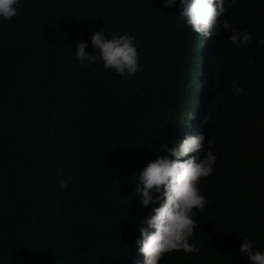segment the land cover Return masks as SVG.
Masks as SVG:
<instances>
[{"label":"trees","instance_id":"1","mask_svg":"<svg viewBox=\"0 0 264 264\" xmlns=\"http://www.w3.org/2000/svg\"><path fill=\"white\" fill-rule=\"evenodd\" d=\"M150 1L151 12L140 16L107 14L92 0H21L11 22L0 19V264H11L8 249L14 264H110L117 253L108 242L95 249L92 226L73 222L98 210L106 219L128 212L132 170L120 171L112 157L131 140L155 144L182 62L193 74V62L181 60L188 52L184 31L168 7ZM229 2L225 21L247 28L253 40L237 48L228 30L222 38L217 159L199 185L209 203L195 217L193 242L202 246L195 254H165V264H251L239 251L244 238L264 251V0ZM100 28L109 38L117 31L134 36L143 66L139 78L118 79L103 71L102 61L78 63L76 44L83 40L86 52L94 53L90 36ZM234 82L243 95L234 94ZM70 89L73 101L61 105ZM50 135L92 152L100 178L80 200L62 208L55 200L46 216L32 198L65 179L64 189H71L89 170L79 154L55 162L38 153ZM221 178L229 197L220 191Z\"/></svg>","mask_w":264,"mask_h":264},{"label":"clouds","instance_id":"2","mask_svg":"<svg viewBox=\"0 0 264 264\" xmlns=\"http://www.w3.org/2000/svg\"><path fill=\"white\" fill-rule=\"evenodd\" d=\"M225 3L226 0H160L157 5L168 7L167 14L174 16L184 31L183 42L188 52L181 60L193 62V74L186 73L187 66L182 62L171 86L170 111L155 144L149 146L131 140L112 157L120 171L132 170L131 180L125 188L128 212L116 219H106L98 210L73 222L77 226H92L96 233L95 249L106 242L111 244V249L117 248L110 264H165V254L174 251L195 254L202 246L193 242L198 227L195 217L209 203L199 185L203 178L213 173L217 159L214 155L217 145L215 130L223 118L217 68L222 38L228 30V38L237 48L253 40V34L247 28L237 29L225 21ZM236 3L237 0H230L228 6ZM20 4L21 0H0V19L11 22L18 14ZM92 4L113 15L135 13L147 16L151 12L150 0H92ZM105 31L112 33L108 29ZM90 40L96 49L92 54L86 52L88 44L83 40L76 44L78 63L102 61L103 71L122 80L131 81L141 76L143 66L134 36L117 31L109 38L100 28L91 34ZM233 92L237 96L243 95L244 89L234 82ZM73 99L70 89L61 105L71 103ZM41 102H38L39 106ZM182 132L186 135L183 136ZM39 150L46 160L55 162H66V157L74 158L79 154L89 169L86 177L71 189H64L69 183L65 179L43 193L41 198H32L33 204L46 216L51 214L55 200H61L62 208L71 201L84 198L98 184L99 163L95 155L84 150L81 144L68 143L59 136L50 135ZM68 171L75 174L70 168ZM217 181L221 193L225 192L229 197L225 180ZM8 251L10 262L14 264ZM239 251L251 264H264V251L254 248L251 239L244 238Z\"/></svg>","mask_w":264,"mask_h":264},{"label":"bare ground","instance_id":"3","mask_svg":"<svg viewBox=\"0 0 264 264\" xmlns=\"http://www.w3.org/2000/svg\"><path fill=\"white\" fill-rule=\"evenodd\" d=\"M208 49V48H207ZM182 134H183V136H185L186 134H184L183 132H182ZM134 256H138V255H134Z\"/></svg>","mask_w":264,"mask_h":264}]
</instances>
